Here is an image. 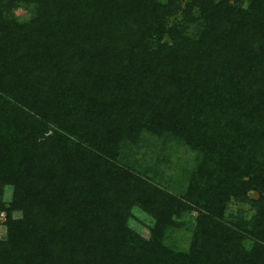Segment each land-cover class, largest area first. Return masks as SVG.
<instances>
[{
    "label": "trees",
    "instance_id": "16d2710c",
    "mask_svg": "<svg viewBox=\"0 0 264 264\" xmlns=\"http://www.w3.org/2000/svg\"><path fill=\"white\" fill-rule=\"evenodd\" d=\"M3 214L0 264H264V0H0Z\"/></svg>",
    "mask_w": 264,
    "mask_h": 264
},
{
    "label": "rangeland",
    "instance_id": "374dc122",
    "mask_svg": "<svg viewBox=\"0 0 264 264\" xmlns=\"http://www.w3.org/2000/svg\"><path fill=\"white\" fill-rule=\"evenodd\" d=\"M16 15L22 20H24L30 17V12L24 8H20L16 11ZM177 149L178 150H176V152H173L169 157V161H170L169 166L171 170H169L168 168H164V170L168 175L175 172V170H178L179 169L178 166L181 165L184 166L187 160L191 161L189 156L190 154L185 149L181 147H178ZM11 195H12V189L7 187L5 189L3 200L9 202V200L11 199ZM253 196L256 197V195ZM230 210L233 211V213L235 214L237 213L238 210H243L245 211V215L247 217H251L254 214V211H252L251 207L247 204H240L233 202L232 205L230 206ZM134 213L137 219L131 220V226L136 231L141 233L144 237L149 236L148 226L152 223L151 218L142 212H138L137 210ZM3 223H4V214L0 216V238H3L6 233V227L4 226Z\"/></svg>",
    "mask_w": 264,
    "mask_h": 264
}]
</instances>
